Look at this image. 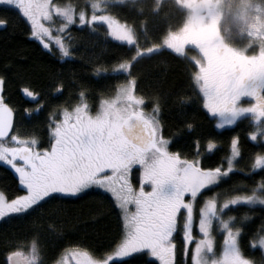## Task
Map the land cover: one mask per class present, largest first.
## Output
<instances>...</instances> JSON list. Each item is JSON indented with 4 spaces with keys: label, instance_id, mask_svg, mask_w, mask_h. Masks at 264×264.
I'll use <instances>...</instances> for the list:
<instances>
[{
    "label": "snow or ice",
    "instance_id": "obj_1",
    "mask_svg": "<svg viewBox=\"0 0 264 264\" xmlns=\"http://www.w3.org/2000/svg\"><path fill=\"white\" fill-rule=\"evenodd\" d=\"M6 2L30 24L28 35L44 49L58 50L60 59L78 55L83 59L72 47L71 25L92 31L104 25L105 37L125 42L131 51L111 63L93 62L94 73H125L112 94L101 93L94 110L87 96L90 86L80 81L74 102L53 105L47 113L45 146L35 126L26 133L19 130L13 108L0 94V162L10 167L22 186L10 198L0 191V218L23 214L46 201L75 197L95 186L110 194L122 227L107 250L97 253L73 245L64 249L56 264H127L138 258L140 264H264V211L238 216L232 207L264 209V0H239L233 10L240 32L247 35L243 46L221 33L223 0H170L166 7L165 0H118L132 10V20L113 11V0ZM181 10L179 22L167 20L159 42L148 37L147 45L141 43L140 31L147 35L149 15L167 18ZM136 16L141 17L138 26ZM7 24V18H0V25ZM162 47L188 61L191 91L173 98L182 114L183 104L195 98L218 128L241 117L251 121L246 136L256 147L249 149L245 164L240 163L245 149L239 131L227 138L226 146L215 136L201 144L197 136L191 151L170 147L174 135L194 129L195 124L185 117L165 131L160 115L163 98L159 92L151 97L139 94L137 76L131 71L139 58ZM5 79L0 74V93ZM65 87L59 78L47 92L25 87L23 92L38 101L25 112L47 105L42 97ZM146 100L151 101L150 110ZM220 146L225 151L219 161L205 165L204 152ZM134 167L138 183L132 179ZM256 170L259 179L252 183L241 180L218 187L234 171L256 175ZM257 215L259 223L247 242L259 249L260 261L241 244L247 232L244 222ZM38 257L35 241L27 251L17 246L7 252L8 264H36Z\"/></svg>",
    "mask_w": 264,
    "mask_h": 264
},
{
    "label": "trees",
    "instance_id": "obj_2",
    "mask_svg": "<svg viewBox=\"0 0 264 264\" xmlns=\"http://www.w3.org/2000/svg\"><path fill=\"white\" fill-rule=\"evenodd\" d=\"M75 2L83 3V0H75ZM139 2L141 0H138ZM167 5L165 1V7ZM111 7L114 12L125 13L129 20L133 19V12L128 8L127 3L112 4ZM2 12L0 18H7L8 24L0 25V74L6 76L5 99L15 111L16 124L22 133L31 131L35 126L43 141L47 127V113L57 103L75 101L78 94L77 81L90 86L91 90L87 96L93 109L102 98L101 93L104 96L112 94L115 85L124 78L125 73L119 71L94 73L93 62L111 63L119 56L127 55L131 51V46L119 45L107 38H100V32L92 31L87 27H71L72 47L76 53L83 55V59L79 55L60 59L57 54L43 51L38 43L29 39L27 26L17 13L7 10ZM181 13L167 18L160 13L149 15L145 26L147 35L144 30L140 31L141 43L147 45L148 37H151L152 42H159L166 30L167 20L179 22ZM140 19L139 16L135 17L137 26ZM131 71L137 76L135 90L139 94L151 97L159 92L163 98L164 107L160 115L165 122V131L168 130V126L175 128L185 117L195 124L194 129H184L173 136L170 142L173 150L180 148L191 151L197 136L201 144H204L207 138L215 136L223 139L226 146L227 138L233 132L239 131L245 149V156L240 163L247 162L249 149L256 147L255 142L251 141V143L246 138L251 124L240 120L231 129L217 131L214 128L215 121L199 106L195 98L183 104V114L181 113V107H178L173 98L191 91L188 61L162 47L139 58ZM56 78L61 79L66 85L59 91L60 94L50 92L43 96L48 104L42 106L37 114L35 111L25 112L26 108H34L35 98L32 97V100L25 98L27 94L23 89L29 87L30 90L34 89L37 92L41 90L47 92ZM69 89L72 90L71 93ZM145 107L150 110V100H146ZM225 146L206 150L203 155L204 164L214 166L224 153ZM227 178L219 182L218 187L224 188L234 181L241 180L252 183L253 180L259 179V170H256V175L234 171ZM210 190L215 191L214 188ZM0 191H4L9 198L22 191L16 176L2 165H0ZM233 210L238 216L245 212L264 211L259 206L249 208L243 205L234 206ZM244 223L247 225V232L241 240L242 247L246 253L255 255L257 261H260L262 257L259 255V249L253 248L247 242L248 234L254 231L259 223V216L252 217ZM121 227L118 208L103 192L91 191L77 198L46 201L32 207L30 211L10 216L0 223V264L9 250L17 246L21 250H25L26 247L30 249L33 241L36 242L39 258L46 264L54 262L65 248H71L73 245L89 247L100 253L112 245ZM127 264H140V259L129 260Z\"/></svg>",
    "mask_w": 264,
    "mask_h": 264
},
{
    "label": "rangeland",
    "instance_id": "obj_3",
    "mask_svg": "<svg viewBox=\"0 0 264 264\" xmlns=\"http://www.w3.org/2000/svg\"><path fill=\"white\" fill-rule=\"evenodd\" d=\"M167 3H170V0H165ZM112 4H119V2H118V0H113V3ZM3 9H7V11H14V12H16L17 14H18V16L22 19V21L26 24V26H27V29H28V32H29V30H30V24L27 22V20H26V18H24L21 14H19V12L16 10V8L14 7V6H12V5H9V4H7V2H6V0H0V14H2L3 12L2 11H4ZM182 14V13H181ZM229 23H230V26H232L233 27V29H239V21H237L234 17H230L229 18ZM71 27H77V28H81V27H86V26H82V25H71L70 26V28ZM99 28H100V30L99 31H97V32H100L101 33V35L99 34V37L100 38H107V39H109L110 41H112V42H114V43H117V44H119V45H125V46H129V45H127L125 42H119V41H116V40H114V39H112L111 37H105L102 33H103V31H104V25H99ZM140 36H142V35H140ZM28 37H29V39H31V40H34L36 43H38L39 45H40V47H41V49L43 50V51H46V52H55L58 56H59V54H58V50H56V49H52V50H49V49H44L43 48V46L40 44V42L38 41V40H36L35 38H33V37H31V36H29L28 35ZM246 41H247V35H246V33H242V32H240V30H239V33H238V35L236 36V44L237 45H239V46H243L245 43H246ZM164 49H166V50H168V51H170V52H172V53H174L172 50H170V49H168L167 47H163ZM157 50H159V49H157ZM157 50H155V51H157ZM175 54V53H174ZM176 55H178V54H176ZM180 57H182V56H180ZM183 58V57H182ZM25 98H27V99H31L32 100V97H30V96H28V95H25ZM99 104V103H98ZM98 104L96 105V106H94L93 107V110L98 106ZM208 115V114H207ZM241 118H246V117H241ZM218 119V118H217ZM240 120V118H238L237 119V121H235V122H238ZM245 121L246 122H250L249 124H251V121L249 120V119H245ZM234 122V123H235ZM233 123V124H234ZM232 124V125H233ZM228 126H231V125H224V126H222V127H220V128H218L217 126H216V124H215V122H214V128L218 131V130H220V129H224V128H229ZM231 128V127H230ZM47 127L45 128V132H44V139H43V141L41 140V146H45L46 145V143H47ZM21 131V130H20ZM22 132V131H21ZM246 138L251 142V140L246 136ZM252 142H254V141H252ZM251 142V143H252ZM0 165H2V166H4V167H6V168H8L9 170H11L10 169V167L9 166H6V165H4L3 164V162H0ZM12 171V170H11ZM12 173L15 175V173L12 171ZM132 179H133V182L134 183H138V168H135L134 167V170H133V175H132ZM228 179V178H227ZM22 187V186H21ZM91 189H93V190H98V191H101V192H103V193H105V194H107L110 198H111V196H110V194L109 193H107L105 190H102V189H99L98 187H95V186H93ZM210 189H211V186H210ZM89 190V189H88ZM87 191V189L86 190H84L83 191V193L84 192H86ZM203 191V190H202ZM82 194V193H81ZM80 194H77L75 197H77V196H79ZM205 195H207V194H205ZM112 199V198H111ZM113 201V200H112ZM34 207V206H33ZM232 207H234V206H232ZM119 210V209H118ZM15 215H19V214H8L6 217H4V218H0V223L3 221V220H5L6 218H8V217H10V216H15ZM194 233H198V228H196L195 226H194ZM219 239H222V237H218V240ZM253 247V246H252ZM254 248V247H253ZM28 249H27V247L25 248V250H22V251H27ZM61 256H62V253L59 255V257L54 261V262H52V263H50V264H56V261H58V260H60L61 259ZM149 259H151V260H154L155 258H151V257H149ZM38 260L40 261L39 263L40 264H46L45 262H43V260H41L39 257H38ZM158 263V262H157ZM2 264H8V260H7V254H5V256L3 257V260H2ZM70 264H71V262H70Z\"/></svg>",
    "mask_w": 264,
    "mask_h": 264
},
{
    "label": "clouds",
    "instance_id": "obj_4",
    "mask_svg": "<svg viewBox=\"0 0 264 264\" xmlns=\"http://www.w3.org/2000/svg\"><path fill=\"white\" fill-rule=\"evenodd\" d=\"M239 0H223V18L220 22V29L222 35L227 41L233 42L236 44V36L239 33V29H233L230 26L229 18L233 17L232 13L235 10Z\"/></svg>",
    "mask_w": 264,
    "mask_h": 264
},
{
    "label": "flooded vegetation",
    "instance_id": "obj_5",
    "mask_svg": "<svg viewBox=\"0 0 264 264\" xmlns=\"http://www.w3.org/2000/svg\"><path fill=\"white\" fill-rule=\"evenodd\" d=\"M3 10H7V9H3ZM12 11V10H11ZM14 12V11H13ZM16 13V12H15ZM3 95H4V97H5V85H4V87H3ZM59 94H60V92H59ZM5 101H6V103H7V100L5 99ZM38 101H36L35 100V104L37 103ZM10 106V105H9ZM11 107V106H10ZM42 108V107H41ZM40 108V109H41ZM14 111V110H13ZM39 112V110H36L35 111V114H37ZM14 113H15V111H14ZM245 119H247V118H240V120H245ZM214 120V119H213ZM239 120V121H240ZM15 123H16V115H15ZM248 123H250V122H248ZM237 124V122H235L233 125H231V126H228L229 128H224V129H220L219 131H221V130H226V129H231L230 127H233V126H235ZM91 191H98V190H93V189H87V191L86 192H84V193H82V194H80L79 196H82V195H84V194H87L88 192H91ZM99 192V191H98ZM101 192V191H100ZM79 196H77V197H79ZM77 197H72V198H77ZM40 261L39 260H37V262H36V264H40L39 263Z\"/></svg>",
    "mask_w": 264,
    "mask_h": 264
},
{
    "label": "water",
    "instance_id": "obj_6",
    "mask_svg": "<svg viewBox=\"0 0 264 264\" xmlns=\"http://www.w3.org/2000/svg\"><path fill=\"white\" fill-rule=\"evenodd\" d=\"M4 90V89H3ZM0 94H3V91H2V93H0ZM5 103H6V101H5ZM13 120H14V123H15V113H14V111H13Z\"/></svg>",
    "mask_w": 264,
    "mask_h": 264
}]
</instances>
